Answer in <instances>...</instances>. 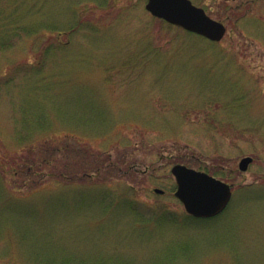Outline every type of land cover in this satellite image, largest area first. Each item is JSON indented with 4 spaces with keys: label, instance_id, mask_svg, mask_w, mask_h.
<instances>
[{
    "label": "rangeland",
    "instance_id": "374dc122",
    "mask_svg": "<svg viewBox=\"0 0 264 264\" xmlns=\"http://www.w3.org/2000/svg\"><path fill=\"white\" fill-rule=\"evenodd\" d=\"M191 1L222 41L147 0H0V264H264V0ZM177 164L234 186L221 215Z\"/></svg>",
    "mask_w": 264,
    "mask_h": 264
},
{
    "label": "water",
    "instance_id": "95a60500",
    "mask_svg": "<svg viewBox=\"0 0 264 264\" xmlns=\"http://www.w3.org/2000/svg\"><path fill=\"white\" fill-rule=\"evenodd\" d=\"M146 9L155 18L213 42H220L227 33L223 22L210 17L204 8L195 6L191 0H147ZM252 162V157H244L240 169L247 171ZM172 174L177 182L175 196L193 217H217L232 200L234 186L205 171L177 164L172 168ZM154 191L165 193L160 188Z\"/></svg>",
    "mask_w": 264,
    "mask_h": 264
},
{
    "label": "trees",
    "instance_id": "16d2710c",
    "mask_svg": "<svg viewBox=\"0 0 264 264\" xmlns=\"http://www.w3.org/2000/svg\"><path fill=\"white\" fill-rule=\"evenodd\" d=\"M0 20H2V21H0V22H2L3 24H5V25H7L5 22H7L5 19H4V15L3 14H1L0 13ZM9 20V19H8ZM11 24V23H10ZM6 27H8V26H6ZM11 27H14V26H11ZM11 27H9V28H11ZM21 27H23V26H21ZM20 27V28H21ZM35 28H27V27H25V28H22V30L23 31H25V32H27V33H29V34H31L32 32L33 33H35V30H34ZM2 30H4L3 28H0V38H2L1 40H0V51H4V50H7V49H9V48H12V46H13V43H12V40L11 39H4L5 37H7L8 35L9 36H11L12 34H13V28H12V33H11V31H9V30H7V31H2ZM18 32L16 31V34H17ZM16 36V35H15Z\"/></svg>",
    "mask_w": 264,
    "mask_h": 264
}]
</instances>
